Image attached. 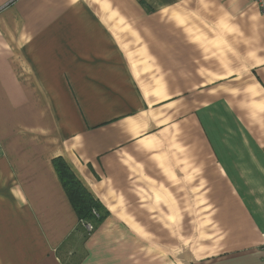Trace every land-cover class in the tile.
Returning a JSON list of instances; mask_svg holds the SVG:
<instances>
[{"label":"crops","instance_id":"1","mask_svg":"<svg viewBox=\"0 0 264 264\" xmlns=\"http://www.w3.org/2000/svg\"><path fill=\"white\" fill-rule=\"evenodd\" d=\"M263 234L258 4L0 0V264H264Z\"/></svg>","mask_w":264,"mask_h":264},{"label":"trees","instance_id":"2","mask_svg":"<svg viewBox=\"0 0 264 264\" xmlns=\"http://www.w3.org/2000/svg\"><path fill=\"white\" fill-rule=\"evenodd\" d=\"M53 166L79 221H88L93 223L94 227H97L104 218L101 206L75 176L63 158L54 159ZM93 210H96L99 214L98 218L93 215Z\"/></svg>","mask_w":264,"mask_h":264},{"label":"built area","instance_id":"3","mask_svg":"<svg viewBox=\"0 0 264 264\" xmlns=\"http://www.w3.org/2000/svg\"><path fill=\"white\" fill-rule=\"evenodd\" d=\"M253 3L258 4L260 7L261 11L264 13V0H250ZM93 215L95 217H99V214L97 213L96 210H93ZM80 225L87 231L88 234H91L94 230V224L88 221H80ZM263 241H264V234H263Z\"/></svg>","mask_w":264,"mask_h":264}]
</instances>
